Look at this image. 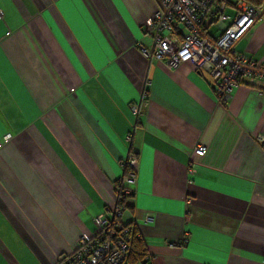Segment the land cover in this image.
<instances>
[{
    "label": "crops",
    "instance_id": "0c3cea01",
    "mask_svg": "<svg viewBox=\"0 0 264 264\" xmlns=\"http://www.w3.org/2000/svg\"><path fill=\"white\" fill-rule=\"evenodd\" d=\"M156 8L0 0V264H55L91 238L129 152L122 220L146 264H264V92L238 85L221 104L207 67L145 58ZM235 50L264 64V13Z\"/></svg>",
    "mask_w": 264,
    "mask_h": 264
},
{
    "label": "built area",
    "instance_id": "2783aa9c",
    "mask_svg": "<svg viewBox=\"0 0 264 264\" xmlns=\"http://www.w3.org/2000/svg\"><path fill=\"white\" fill-rule=\"evenodd\" d=\"M157 8L148 22L146 33L151 49L141 47L147 59L164 61L171 68L189 63L196 70L208 69V81L218 103L230 98L238 85L256 87L264 92V64H258L235 50V44L260 19L261 9L242 0H156ZM220 29L217 36L208 32L211 25ZM147 88L138 102L130 105L132 130L146 107ZM8 136L6 137V139ZM131 143V135L125 137ZM257 140L264 143V137ZM203 145L192 148L188 155L187 175L195 172L193 157H202ZM137 160L132 152L121 161L127 172L121 177L119 195L113 209L105 208L93 219L95 231L91 238L80 237L75 250L61 255L55 264H124L130 243V229L122 220L121 197L133 194ZM146 220H150L146 218Z\"/></svg>",
    "mask_w": 264,
    "mask_h": 264
},
{
    "label": "trees",
    "instance_id": "16d2710c",
    "mask_svg": "<svg viewBox=\"0 0 264 264\" xmlns=\"http://www.w3.org/2000/svg\"><path fill=\"white\" fill-rule=\"evenodd\" d=\"M246 2L247 4L257 8L261 9L264 7V0H242ZM123 175L126 174L127 170L126 168H122ZM122 175V176H123ZM121 179H119L115 185H114V192L115 197L119 195V184ZM133 194L128 197H121V203L123 211L127 209V200L132 198ZM125 226L129 227L130 229V243H129V249L128 253L125 259L124 264H146V250H145V244L143 243L142 239L137 235L136 230L131 224L125 222Z\"/></svg>",
    "mask_w": 264,
    "mask_h": 264
},
{
    "label": "rangeland",
    "instance_id": "374dc122",
    "mask_svg": "<svg viewBox=\"0 0 264 264\" xmlns=\"http://www.w3.org/2000/svg\"><path fill=\"white\" fill-rule=\"evenodd\" d=\"M230 3H234L235 0H228ZM208 32L213 35V36H217L218 33L220 32V29L216 26V24H213L210 26V28L208 29Z\"/></svg>",
    "mask_w": 264,
    "mask_h": 264
},
{
    "label": "water",
    "instance_id": "95a60500",
    "mask_svg": "<svg viewBox=\"0 0 264 264\" xmlns=\"http://www.w3.org/2000/svg\"><path fill=\"white\" fill-rule=\"evenodd\" d=\"M264 13V7L262 8V10H261V15Z\"/></svg>",
    "mask_w": 264,
    "mask_h": 264
}]
</instances>
